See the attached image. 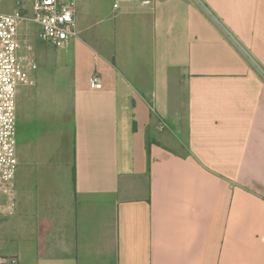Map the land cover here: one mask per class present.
<instances>
[{"label": "crops", "instance_id": "1", "mask_svg": "<svg viewBox=\"0 0 264 264\" xmlns=\"http://www.w3.org/2000/svg\"><path fill=\"white\" fill-rule=\"evenodd\" d=\"M76 21L18 87L0 252L264 264V0H77Z\"/></svg>", "mask_w": 264, "mask_h": 264}, {"label": "built area", "instance_id": "2", "mask_svg": "<svg viewBox=\"0 0 264 264\" xmlns=\"http://www.w3.org/2000/svg\"><path fill=\"white\" fill-rule=\"evenodd\" d=\"M150 4L151 0H140ZM12 12L0 10V194L9 196L14 192L13 182L17 175V91L21 83L30 78L36 64L27 61L20 52L22 25L37 26L40 41L56 47L67 44L79 36L76 21L77 0H32V11L20 8ZM93 89L103 88L96 76L90 81ZM165 123L163 122L162 126ZM1 248V243H0ZM0 264H19L15 255L0 252Z\"/></svg>", "mask_w": 264, "mask_h": 264}, {"label": "rangeland", "instance_id": "3", "mask_svg": "<svg viewBox=\"0 0 264 264\" xmlns=\"http://www.w3.org/2000/svg\"><path fill=\"white\" fill-rule=\"evenodd\" d=\"M21 35V55L30 63L36 64L38 69L39 64H51L53 62L54 46L50 44L40 43L37 39V26L32 23H24L22 25Z\"/></svg>", "mask_w": 264, "mask_h": 264}]
</instances>
